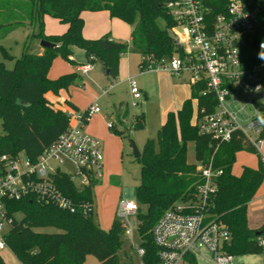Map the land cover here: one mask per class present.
Listing matches in <instances>:
<instances>
[{"label": "trees", "instance_id": "16d2710c", "mask_svg": "<svg viewBox=\"0 0 264 264\" xmlns=\"http://www.w3.org/2000/svg\"><path fill=\"white\" fill-rule=\"evenodd\" d=\"M87 11H107L111 18L131 25V43L112 39L109 35L97 40L86 39L82 14ZM46 16L66 24L68 31L63 35H45ZM161 20L166 22V27L160 25ZM35 23L40 25V31L33 37L56 46L43 53H32L26 50L29 37L13 69L0 62V120L3 123L0 157L24 153L36 162L68 130L67 111L56 108L46 94H59L83 81L78 73L55 80L48 77L59 55L72 65L79 64L72 59V47L84 50L86 62L93 65L101 62L106 72L109 71L108 76L114 78L119 75L121 58L129 52L145 57L141 64L143 70L179 52L169 31L174 23L163 0H0V39L16 28ZM191 88V98L179 111L168 113L158 131L159 150L155 149V141L149 139L141 158L137 159L141 178L135 188V197L139 204L138 231L145 249L144 264H158L159 249L152 235L155 225L167 210L193 199L205 181L199 165H208L210 161L214 169L223 171L207 210L210 218L229 228L232 234L230 253L246 256L260 252L258 234L264 232V224L258 229L249 226L248 206L264 182V163L260 156L259 168L245 167L240 176L233 173L239 152L259 153L240 132L234 133L232 141L221 144L215 152L218 141L201 134L194 124V100L198 99V106H205L207 112L214 110L216 100L213 94L203 95L202 85ZM19 100L28 106L19 105ZM115 111L117 122L122 126L120 130L114 128L115 135L131 138L134 132L145 129L144 113L136 115L130 125H126L124 119L129 118L128 110L117 107ZM189 142L196 145V164L188 162ZM55 181L63 194L76 204L94 205L96 182L79 188L64 174H58ZM10 213L23 214L20 221L14 217L6 236L9 249L23 264H84L89 255L96 257L99 264H123L119 257L123 248L122 225L115 219L110 230L101 228L95 221L93 207L70 213L27 198L11 203ZM42 228H54L58 232L37 231ZM188 259L191 264H197L194 256Z\"/></svg>", "mask_w": 264, "mask_h": 264}, {"label": "built area", "instance_id": "2783aa9c", "mask_svg": "<svg viewBox=\"0 0 264 264\" xmlns=\"http://www.w3.org/2000/svg\"><path fill=\"white\" fill-rule=\"evenodd\" d=\"M174 25L169 30L178 53L163 58L147 71H167L171 76L186 80L191 86H204L203 95L213 94L214 110L197 105L194 124L201 134L218 141L219 146L232 141L234 133L246 136L264 163V0H163ZM93 64L78 66L80 75H87ZM133 107L143 98L135 78H129ZM203 90V89H202ZM107 93L105 90L104 94ZM101 114L94 102L86 110H68V130L48 148L36 162L25 155L0 157V252L9 249L6 236L13 224L10 204L27 198L52 204L75 213L91 210L89 203L76 204L63 194L56 176L70 177L76 187L99 183L104 171V148L95 137L86 133L92 118ZM114 128L113 123L108 124ZM69 163L71 171L62 170ZM204 183L187 204L179 203L167 210L155 225L152 235L158 247V264L190 263L188 256L200 255L207 249L214 264H236L238 257L229 252L232 234L222 222L211 219L207 210L212 195L218 190L217 179L223 171L214 169L213 161L199 165ZM139 204L121 200L117 220L144 264L145 249L137 246ZM139 233V231H138ZM258 247L264 264V232L258 235ZM191 264V263H190Z\"/></svg>", "mask_w": 264, "mask_h": 264}, {"label": "rangeland", "instance_id": "374dc122", "mask_svg": "<svg viewBox=\"0 0 264 264\" xmlns=\"http://www.w3.org/2000/svg\"><path fill=\"white\" fill-rule=\"evenodd\" d=\"M83 18L85 23L83 33L87 34L104 32L106 33L104 36H111L110 33H112L120 36L121 39L124 38L123 41H127L133 29L131 25L121 20H111L108 14L103 12L87 11L84 12ZM160 25L166 27V22L161 20ZM39 31L40 25L35 23L28 27L20 28L8 35L6 39L0 40V62L6 68L13 69L15 60L23 54L28 36L30 39L26 50L32 52L38 49L41 41H38L39 39L33 37V35ZM67 31L68 26L57 18L47 16L44 20V33L48 36L63 35ZM100 38L102 37L91 40ZM72 59L78 62L86 61L84 51L79 47H72ZM144 59L143 55L137 53L129 52L124 55L120 60V72L117 78L109 77L103 64L97 61L89 74L82 75L84 86L79 83V86L70 89L69 93L66 90H62L63 92L60 91L59 94H54V100L62 104L63 107L66 105L65 100L67 98L74 99L78 102L82 111L89 108L92 103L99 99L98 103L102 108V115L94 116L89 125L95 127L100 136L93 135L87 129L86 133L97 138L104 148L103 178L100 179L98 185L94 188V213L96 223L105 230H110L114 219L117 218L118 205L122 199L126 201L136 200L135 188L140 183L141 165L134 156L131 140L135 141L142 152L147 140L153 139L155 141V149L159 150L157 137L164 117L167 112H176L180 108L182 95L184 91H188L187 85L181 82L182 79L165 73L143 70L141 64ZM72 70L74 71L70 63L59 55L54 59L48 72V77L51 79L54 76L58 79L64 75L71 74ZM126 78H135L140 88L146 92V97L144 96L138 101L139 105L137 107H133V98L130 94L129 86L124 82ZM105 90H107L106 94H104ZM118 102L124 103V107L129 112V121H132L133 117L138 114H145V129L134 132L131 138L116 137L114 131L107 128L108 118L106 120L103 119V116L108 117L112 114L113 106ZM196 105L197 103L194 101L195 109ZM113 120L117 123L116 118H113ZM129 121L128 125L131 123ZM115 129L120 130L117 125ZM2 133L3 123L0 120V134ZM24 157L25 154L21 153V160ZM188 162L191 164L197 163L196 145L194 142L188 143ZM260 163V155L241 151L237 154L233 173L236 176H240L245 167L259 168ZM62 170L71 171V165L67 163L62 167ZM16 219L22 220L23 214H16ZM248 219L251 228H260L264 224V205H259L257 202L251 204ZM37 231L44 233L58 232L54 228H42L37 229ZM134 241L137 246L141 245L138 231L134 234ZM201 252L206 259L196 255L194 258L197 264H214L211 262L212 255L207 249L202 248ZM119 257L123 264H141L137 251L131 247L127 237H123V248L119 253ZM0 258L2 259L0 264H23L10 249L1 251ZM235 262L236 264H262L261 257L258 255L238 257ZM84 264H99V261L96 257L89 255ZM180 264L190 263L183 260Z\"/></svg>", "mask_w": 264, "mask_h": 264}, {"label": "crops", "instance_id": "0c3cea01", "mask_svg": "<svg viewBox=\"0 0 264 264\" xmlns=\"http://www.w3.org/2000/svg\"><path fill=\"white\" fill-rule=\"evenodd\" d=\"M101 12H103V13H106V14H108V16L110 17V19L111 20H119V19H115V18H111V16H110V14L107 12V11H101ZM84 14V13H83ZM83 14H82V17H83ZM47 17V16H46ZM46 17H45V19H46ZM84 19V18H83ZM28 26H30V24H27V25H25V26H23V27H19V28H16V29H14V30H12L8 35H10L12 32H14V31H16V30H18V29H20V28H25V27H28ZM84 30V29H83ZM106 33H94V34H87V33H83V36L86 38V39H89V40H91V39H96V38H99V37H103L104 35H105ZM131 34H132V31H131V33H130V36L127 38V42H129V43H131V40H132V37H131ZM8 35L5 37V38H3V39H0V40H4V39H6L7 37H8ZM46 35V34H45ZM110 35H111V38L112 39H115V40H124V38H120V36H117L116 34H112V33H110ZM48 36V35H47ZM28 38H29V36H28ZM38 41H41V40H38ZM44 48H42L41 47V43L39 44V47H38V49H36L35 51H32V53H43L44 52ZM84 51V50H83ZM85 53V52H84ZM73 60H75V59H73ZM76 61V60H75ZM87 61V60H86ZM86 61H84V62H78V61H76V62H78L79 64L78 65H72V64H70V66L74 69V71L72 72V73H79L78 72V66L81 64H84V63H86ZM119 72H120V68H119ZM148 72H156V73H165V74H169L170 76H171V74L169 73V72H167V71H148ZM90 73V72H89ZM88 73V74H89ZM80 74V73H79ZM106 74H107V72H106ZM108 75V74H107ZM82 76V75H81ZM57 77H51V79H56ZM128 80H129V78H126V79H124V82H126L127 84H128V86H129V83H128ZM83 82V81H82ZM82 82H79L80 83V85L81 86H84L85 84L84 83H82ZM183 84H186L187 85V87L186 88H188L187 90L188 91H184V93H183V95H182V100H181V106H179L180 108L177 110V111H179L181 108H182V106H183V104H184V102L186 101V100H188V99H190L191 98V96H192V88H191V85H189L188 86V83H187V81L186 80H183L182 79V81H181ZM79 83H77V84H75V85H73V86H71L69 89H67L66 91H67V93H69V91H70V89H72V88H74V87H77V86H79L78 84ZM64 91V90H63ZM63 91H61V92H63ZM141 91H142V94H143V97L145 96L146 97V92L144 91V90H142L141 89ZM54 94L52 93V92H49L47 95H46V98L56 107V108H59V109H63V110H65V111H68V110H81L82 108L80 107V105L78 104V102H76L74 99L72 100V99H69V98H67L66 100H65V107H63L62 106V104H60L59 102H57V101H55L54 100ZM71 98V97H70ZM95 102H99V99H97ZM93 104V103H92ZM91 104V105H92ZM99 104V103H98ZM72 105H74V106H72ZM90 105V106H91ZM125 105H124V103L123 102H118L117 104H114V106H113V112H112V114L110 115V116H108V117H106V116H103V119L104 120H106L107 118H108V122H107V128H108V124L109 123H113L114 124V128H116V125L117 126H119V128L120 129H122V126H120L119 124H118V122L116 123V121H114L113 120V118L115 119L116 118V114H115V110H116V108L117 107H122V111H124L125 109L124 108H126V107H124ZM101 107V106H100ZM84 109H85V107H83ZM176 111V112H177ZM170 112H175V111H169V112H167L166 113V115H165V117H164V120H163V123H162V125L165 123V121H166V119H167V115H168V113H170ZM100 115H102V108H101V114ZM97 116V115H96ZM117 120V119H116ZM128 121H129V118H126V119H124V123L126 124V125H128ZM129 122H131V120L129 121ZM91 125H89L88 124V126H87V130H88V132H90V133H92L93 135H95V136H100L99 134H98V131L95 129V127H90ZM94 126V125H93ZM162 127V126H161ZM114 128L113 129H109V130H114ZM134 135V134H133ZM116 137H120V136H117V135H115ZM133 137V136H132ZM122 138V137H121ZM263 154H264V146H263ZM252 165V164H251ZM253 169H257V168H253ZM98 185V184H97ZM96 185V186H97ZM254 202H257V204L259 203V205H264V182L262 183V185H261V187L259 188V190L257 191V194H256V196L254 197V199L250 202V204H249V206H248V215H249V211H250V205L251 204H253ZM115 220V219H114ZM114 222V221H113ZM250 226V225H249ZM102 228V227H101ZM104 229V228H103Z\"/></svg>", "mask_w": 264, "mask_h": 264}, {"label": "water", "instance_id": "95a60500", "mask_svg": "<svg viewBox=\"0 0 264 264\" xmlns=\"http://www.w3.org/2000/svg\"><path fill=\"white\" fill-rule=\"evenodd\" d=\"M56 45L49 42V41H41V47L44 48V49H50V48H54ZM109 73V71H107V74ZM18 104L19 105H23L24 103L19 100L18 101ZM25 106H28V104H24ZM257 109H260L264 112V107L259 105V104H256L255 105ZM131 144H132V147H133V153H134V156L136 159H140L141 156H142V152L139 150L137 144L135 143V141L131 140ZM259 235V234H258Z\"/></svg>", "mask_w": 264, "mask_h": 264}]
</instances>
